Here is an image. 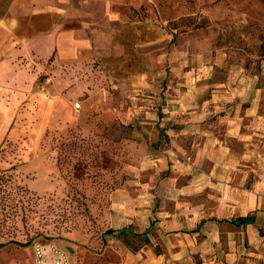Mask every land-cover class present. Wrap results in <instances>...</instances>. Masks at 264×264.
<instances>
[{"label":"rangeland","instance_id":"obj_1","mask_svg":"<svg viewBox=\"0 0 264 264\" xmlns=\"http://www.w3.org/2000/svg\"><path fill=\"white\" fill-rule=\"evenodd\" d=\"M113 9L117 22L99 19L102 56L28 69L36 82L0 145V264H35V243L66 250L72 264H264V226L237 259L226 242L171 258L139 220L136 196L155 169L141 168L144 149L157 139L138 134L145 110L158 109L143 82L188 67L198 81L220 80L231 66L264 87V0H118Z\"/></svg>","mask_w":264,"mask_h":264},{"label":"crops","instance_id":"obj_2","mask_svg":"<svg viewBox=\"0 0 264 264\" xmlns=\"http://www.w3.org/2000/svg\"><path fill=\"white\" fill-rule=\"evenodd\" d=\"M117 3L0 0V145L36 82L28 69L50 59L80 66L102 56L99 19L117 22ZM193 72L143 82L158 109L145 110L138 134L157 139L144 149L141 168L155 169L136 195L145 202L137 215L173 259L216 251L223 242L226 256L237 259L264 226V87L256 74L231 66L220 80L198 81ZM159 168L168 174L158 175ZM248 214L253 223L232 222Z\"/></svg>","mask_w":264,"mask_h":264},{"label":"built area","instance_id":"obj_3","mask_svg":"<svg viewBox=\"0 0 264 264\" xmlns=\"http://www.w3.org/2000/svg\"><path fill=\"white\" fill-rule=\"evenodd\" d=\"M74 107L79 108V102H76ZM33 248L35 264H72L67 251L52 244L35 243Z\"/></svg>","mask_w":264,"mask_h":264},{"label":"trees","instance_id":"obj_4","mask_svg":"<svg viewBox=\"0 0 264 264\" xmlns=\"http://www.w3.org/2000/svg\"><path fill=\"white\" fill-rule=\"evenodd\" d=\"M254 215L252 214H248L244 217H237L235 219L232 220V222L236 223V224H249V223H253L254 222ZM125 229L124 228H121L119 231L120 232H123ZM106 232H112V229H107Z\"/></svg>","mask_w":264,"mask_h":264},{"label":"water","instance_id":"obj_5","mask_svg":"<svg viewBox=\"0 0 264 264\" xmlns=\"http://www.w3.org/2000/svg\"><path fill=\"white\" fill-rule=\"evenodd\" d=\"M68 250L72 252V249L70 247H68Z\"/></svg>","mask_w":264,"mask_h":264}]
</instances>
